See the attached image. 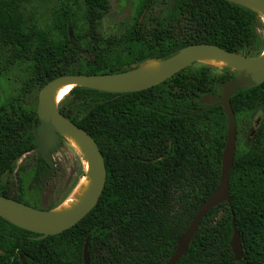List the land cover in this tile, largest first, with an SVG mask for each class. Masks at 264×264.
I'll list each match as a JSON object with an SVG mask.
<instances>
[{
  "label": "trees",
  "instance_id": "16d2710c",
  "mask_svg": "<svg viewBox=\"0 0 264 264\" xmlns=\"http://www.w3.org/2000/svg\"><path fill=\"white\" fill-rule=\"evenodd\" d=\"M82 1L85 36L100 44L96 25L108 11V0ZM158 1L144 0L139 6L122 53L113 58L94 46L85 50L91 57L83 58L82 33L73 27L69 35L70 9L55 12L52 24L41 29L28 23L17 0H0V79L15 66H24L28 74L19 97L0 103V197L22 201L10 195L9 179L18 176L17 163L24 155L37 151L33 175L38 184L48 169L34 139L36 108L24 105L33 89L41 91L62 76L132 71L197 44L247 57L264 50L261 17L224 0H173L171 8L167 0L163 23L147 35L139 18ZM233 75L226 68L195 63L137 93L73 88L59 110L96 142L106 167L102 195L78 224L44 239L0 217V264H21L20 258L26 264H83L87 238L89 264H167L177 240L219 185L227 121L219 105L200 101L219 98L220 85ZM230 103L236 125L259 113L262 123L252 137L254 129L247 125L243 138H237L230 201L202 220L178 264H264V84L236 92ZM66 146L59 136L51 153ZM232 220L241 239L240 262H234L230 247Z\"/></svg>",
  "mask_w": 264,
  "mask_h": 264
},
{
  "label": "water",
  "instance_id": "95a60500",
  "mask_svg": "<svg viewBox=\"0 0 264 264\" xmlns=\"http://www.w3.org/2000/svg\"><path fill=\"white\" fill-rule=\"evenodd\" d=\"M224 1L257 13L264 24V0ZM172 3L173 0H169V8ZM207 60L225 62L227 64L225 68L234 73L231 81L220 85L221 96L219 98L205 96L200 101L205 106L217 104L222 108L227 121V136L222 154L219 185L212 195L203 202L185 233L177 240L176 249L167 262V264H178L186 254L202 220L212 209L225 203L228 204L230 201L229 177L234 163L237 142L236 119L230 99L238 91L250 90L264 84V50L258 57H247L224 51L217 46L197 44L182 49L178 54L165 61H149L128 72L93 76L68 75L52 80L39 93L36 108L39 126L37 131L33 130L38 152L50 169L41 179V186L54 169L51 150L58 143L59 136L67 142L64 138L66 135L77 142L88 160L91 187L82 202L72 212L66 214H56L57 209L37 210L12 199L0 197V217L9 224L37 234L41 236V239H44L57 236L78 224L94 209L102 195L106 181L103 156L94 139L60 113L58 105L54 103V94L58 88L71 85L73 88H84L107 94L137 93L162 84L195 63L209 65L205 63ZM153 62L160 65V72L146 74L143 71L144 66ZM206 109L200 110L199 113ZM257 126L258 121L255 122V129L251 132L250 137L254 135ZM231 227V251L234 262H240L243 252L234 220L231 222ZM88 243L89 238L86 239L83 247V264H89ZM20 262L26 264L22 258H20Z\"/></svg>",
  "mask_w": 264,
  "mask_h": 264
},
{
  "label": "rangeland",
  "instance_id": "374dc122",
  "mask_svg": "<svg viewBox=\"0 0 264 264\" xmlns=\"http://www.w3.org/2000/svg\"><path fill=\"white\" fill-rule=\"evenodd\" d=\"M28 23L36 24L39 28L44 29L52 24L53 14L62 9H70L74 14L72 17V27L69 25V35L72 36V28L75 27L81 36V57L90 58L85 50L91 47L101 48L103 53H107L113 58L123 52V41L126 33L134 25L137 18L139 6L144 0H108V11L103 14L102 18L96 25L98 37L101 39L100 44L93 42L85 36L87 28L83 19L84 4L82 0H17ZM167 0H160L155 3L148 12L142 13L139 18V26L151 35L158 23H163L166 17ZM262 37L264 32L259 31ZM88 47V48H87ZM27 70L23 66L12 67L7 77L0 79V103L7 99H17L22 91L23 83L27 78ZM40 91L33 89L25 97L24 105L30 108H37L38 96ZM69 96L58 104V108L66 103ZM258 121L257 128L262 123V114H258L253 120H246L236 125L237 138L242 139L248 126L255 129V122ZM248 125V126H247ZM36 157V153H30L23 156L17 164L19 176H25L29 173V167ZM55 162V171L40 190V210H54L68 199L75 189L79 179L85 175L83 158L70 146L58 150L53 154ZM11 185L18 188L15 177H12ZM32 190V189H31ZM35 198V191H26L24 201L32 205Z\"/></svg>",
  "mask_w": 264,
  "mask_h": 264
},
{
  "label": "bare ground",
  "instance_id": "6f19581e",
  "mask_svg": "<svg viewBox=\"0 0 264 264\" xmlns=\"http://www.w3.org/2000/svg\"><path fill=\"white\" fill-rule=\"evenodd\" d=\"M205 63L211 66H214L216 68H225L227 66L225 62H220L217 60H207L205 61ZM160 70H161V67L156 62L147 64L146 66H144V69H143V71L146 74H158ZM72 89H73V86L71 85L58 88L54 94V103L58 105L66 96H68L69 92ZM64 138L67 140L68 145L83 158V166H84L85 175L79 179L75 189L73 190L71 195L68 197V199L64 201L59 207L56 208L57 209L55 211L56 214H66V213L72 212L85 198L92 184L91 179H90L89 163H88V160L85 154L82 152L80 146L77 144V142L73 138L68 137L66 135H64Z\"/></svg>",
  "mask_w": 264,
  "mask_h": 264
},
{
  "label": "flooded vegetation",
  "instance_id": "af4514ba",
  "mask_svg": "<svg viewBox=\"0 0 264 264\" xmlns=\"http://www.w3.org/2000/svg\"><path fill=\"white\" fill-rule=\"evenodd\" d=\"M58 144V143H57ZM56 144V145H57ZM37 146V145H36ZM55 148V146L53 147V149ZM52 149V150H53ZM38 150V149H37ZM52 150H51V152H52ZM58 150H56L55 152H57ZM33 152H35L36 153V157H34V159H33V161H32V163H31V166L29 167V173L27 174V175H25V176H19V174H18V176L16 175V173L12 176V177H15V180H16V184L18 185V188H13L12 187V185H11V182H10V180H11V178L12 177H10V179H9V188H10V195L12 196V197H14V198H18V199H21L22 201L21 202H19L18 200H14V201H17V202H19V203H22V204H24V205H27V206H29V207H31V208H34V209H37V210H40L39 209V201H40V190H41V188L44 186V184H45V182L49 179V178H51L52 176H53V173H54V171H55V162H54V160H53V162H54V169H53V171L51 172V175L47 178V180L44 182V184H43V186H41V179L45 176V174L47 173V172H49L50 171V169H49V167H48V165L45 163V161H44V163L47 165V167H48V169H46V170H44V171H42V173H41V175H40V179H39V184L36 182V179H35V175H33V172H34V170L36 169V167L38 166V164H39V160H38V154H37V151H32V152H30V153H33ZM54 152V153H55ZM29 153V154H30ZM39 153V152H38ZM54 153H51V155H52V159H53V154ZM26 155H28V154H26ZM39 155H40V153H39ZM25 156V155H24ZM40 157H41V155H40ZM42 158V157H41ZM20 161V160H19ZM18 161V162H19ZM18 164V163H17ZM16 171H18V170H16ZM19 172V171H18ZM21 180L24 182L23 183V185L20 183L21 182ZM24 188L25 190L24 191H22L21 189L22 188ZM32 189V190H31ZM28 192V191H35V198H34V202L32 203V205L30 206V205H28V204H26L25 203V201L23 200L24 199V197H25V192ZM13 200V199H12ZM46 211H48V210H46Z\"/></svg>",
  "mask_w": 264,
  "mask_h": 264
}]
</instances>
